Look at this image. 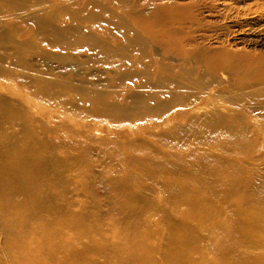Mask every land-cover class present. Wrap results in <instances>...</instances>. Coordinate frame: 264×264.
<instances>
[{
  "label": "bare ground",
  "instance_id": "1",
  "mask_svg": "<svg viewBox=\"0 0 264 264\" xmlns=\"http://www.w3.org/2000/svg\"><path fill=\"white\" fill-rule=\"evenodd\" d=\"M0 1L12 3L7 12L19 16L13 23L0 18V36L7 43L0 48V77L21 81L32 96L59 111L109 119L117 128L110 134L123 136L127 144L136 138L120 131L124 129L121 122L137 123L148 117L161 131L157 139L152 137L156 146L148 144L150 158L135 153L127 158L149 161L163 177L189 179L180 183L171 178L159 184L168 192L163 207L157 206L162 220L177 219L176 229L168 226L164 234L167 264L168 257L178 264H203L198 257L204 250L201 238L187 234L198 227L208 231L215 243L213 250L222 255V261L214 264L225 260L264 264V119L258 121L259 133L244 120L256 113L264 118V52L247 49L250 44H264V0ZM246 19H256L258 24L249 26ZM219 22L231 24V33H224ZM18 32L26 33L19 42L12 36ZM245 33L252 37L230 42L231 35ZM38 41H43L46 52L52 49L42 59L58 61L63 67L70 64V69L54 72L50 64L34 65L28 55L38 48ZM96 58L109 67L106 77L93 79L92 73L77 71L79 65L90 70V61ZM16 100L9 95L0 100L4 106L0 108V135L6 134L8 141L0 144L6 151L0 154V195L20 220L11 227L2 222L1 262L142 264L134 237L141 233L140 214L123 202L110 203L125 225L114 220L105 235L89 236L92 225L85 219L71 226V219H65L70 213L63 217L56 211L48 219V185L56 191L57 209L74 213V204L65 202L63 192L47 179L46 166L25 137H14V130L31 128L21 112L24 107ZM12 106L19 111L9 116ZM47 120L40 128L53 137L40 139L59 151H76L79 160L95 146H118L107 137L94 140L87 130L74 127L76 140L67 146L55 145L57 133L70 124ZM111 160L106 164L115 167ZM113 186L114 194L126 199L133 195L119 184ZM171 197L181 200V208L167 207ZM46 218L48 224L40 232H28L29 226ZM124 227L132 235H125ZM192 239L197 247H192ZM114 242L122 244L123 250L110 255L107 250ZM171 244L176 247L170 248Z\"/></svg>",
  "mask_w": 264,
  "mask_h": 264
},
{
  "label": "rangeland",
  "instance_id": "2",
  "mask_svg": "<svg viewBox=\"0 0 264 264\" xmlns=\"http://www.w3.org/2000/svg\"><path fill=\"white\" fill-rule=\"evenodd\" d=\"M12 7V3L9 2L7 4H2L0 1V8H2L0 9V18L10 23L15 22V18L17 19L19 16L14 15L15 18L11 17L10 15L12 14H9L7 12V9ZM130 23L132 24V26L136 25V21L134 20H131ZM219 23L220 26L224 29V33H231V24H229V26H225L221 22ZM244 23L248 24L249 26H256V24H258L256 19H246ZM136 27L139 28V26ZM2 29L3 26L1 24L0 32L3 31ZM23 30L24 29H22L21 32H24ZM21 32L12 33L15 41L18 40L17 42H19L26 34ZM232 37L234 36L231 35L230 42H233L234 39L240 37L243 39H249L252 36L245 33L240 36H236L235 38ZM1 41L3 42L1 43ZM6 44V37H1L0 48L4 49L6 47ZM37 44L38 48H32L33 53L28 55V58H30L31 62H33L34 65H38L39 63L48 65L50 64L54 72L70 69V64H66L64 65L65 67H63V65L58 61L42 59L44 56H46V53L50 52L52 49H49L50 51L48 50L46 52V46H44L43 41H38ZM239 46H242V44ZM247 49L255 52H264V44H250L247 46ZM41 50L44 51L41 53V56H39L38 53ZM50 53L52 54V51ZM38 57H41V61H39ZM80 59L83 61L84 57ZM46 68H48V66ZM88 69L90 70L82 69V65H79L77 67V71L79 73H92L93 79L95 75L98 76V78L106 77L109 67L105 65L104 62L102 63L101 59L96 58L95 60L90 61ZM25 87L21 81L0 77V100L5 98L7 95L17 99L16 101L24 107V109L22 108L21 112L31 127L28 128L26 132H19L17 130H14L12 133L14 134V137H25L26 141L33 148V152L36 153L37 156H39L37 157L38 161L46 166L47 171L49 172L47 179L51 182L54 181L56 187L61 192H63L62 198L65 202L71 201L74 204V213L70 212V209L69 211H67L66 208L57 209L54 205V199L57 196L56 191H54L53 193L52 187L48 185L47 190L49 192L50 199L49 201L46 200L45 203L47 210L45 214L47 213L48 219L53 218L52 215L57 213L56 211L60 213L62 212L63 214L61 213V215L63 217L70 213L69 216H67L65 219H71L70 222H68V224H70L71 226H73V223L76 222L79 224V221L85 219V221H90L92 225L88 230L91 232H89V236L92 237L93 235L98 234L105 235L108 232L107 230H109V228L114 227L112 221L121 220L123 225H125V221L121 219L122 215L120 217L118 213L113 212V205L110 203L112 202L118 204L123 202L127 205L126 207L129 210L131 209V211L139 213L140 221H142L140 222L139 227L141 233L134 236L137 243L136 248L139 252V256H141L137 259L142 260V264L169 263L166 260L162 249L163 241L165 240L164 234L168 229V226H170V228L176 229L177 219L175 220V217H171L172 220L170 222L168 220H162L163 214L157 208V206L163 207L162 204L164 203V198L166 196L165 194H168V192L159 187V184L164 180L168 181L171 178L177 180V182L180 183L188 182L189 179L185 176L179 177V175L163 177L159 174H156L155 167L151 166L149 164V161L133 162L129 160V158H127V155L129 153H135L133 155L145 156L147 158H150L152 155L148 153V144L152 143V148H154L157 142L152 137L155 136V139H157V136L161 133V131L155 129L152 126V121L149 120L148 117H145L143 120H140L137 123H132V121L121 122L119 126H122V128L124 129L120 131H123V133H127L129 136L133 135V137L136 138L134 143L127 144L124 142L123 136L119 134L117 135L116 133L110 134V130L114 131V129L117 128L116 123L110 121L109 119L88 117L82 115L81 113H71L69 111H59L58 107H53V104L45 101L44 99H39V97L37 98L35 96H32L31 93L27 91L28 89H26ZM3 107V104H1L0 108ZM17 111H19L18 108H10L8 112H10L11 114L8 113V115L12 116L17 113ZM3 114L5 113L3 112ZM48 118L53 119V121H55L56 123L65 122L71 125H68L63 130H61L62 132L57 133L58 135H56L55 141H58V143L54 142L55 145L61 144L63 146H67L70 142L76 140L75 135L72 131L74 127L78 131L87 130V134L89 135V137L94 140H101L102 138L107 137V139L111 141V143H116L118 144V146H108L103 148L95 146L92 148V151L89 154L84 155L82 159L79 160V157L75 158L77 154L75 153L76 151H72V149H69L68 151L66 150L65 152H62L59 151L54 145L51 146L49 143L47 145L46 142H43V140L40 139V136H44V138H47L48 136L53 137V135L46 136L44 134L45 130L40 128V124L48 121ZM263 119L264 118L261 114L256 113L255 115L247 116V118L244 120L246 121V123H248V125L254 126L253 129L258 131L259 133L260 127L258 121ZM131 126L134 127L130 129ZM144 126H146V128ZM143 140H145L146 142H144ZM7 142L8 141L6 138V134L0 135V144H2L3 146ZM69 151L71 152V154ZM2 152H6L5 148L4 150L0 148V154ZM15 154H20V150L16 151ZM101 157L106 158L107 161H110L113 158L114 162H116L115 164H113L115 167L110 166V164L107 165V161L98 160ZM112 173H115V175H111ZM115 183L125 188V190L133 191V195L129 196V199H126V197L120 193L114 194L113 185H115ZM48 192L46 193L48 194ZM51 199H53V201H51ZM180 203L181 200L171 197L170 203L167 207L174 211L175 209L181 208ZM151 204H153L154 206ZM47 206L50 208H48ZM139 206H144L146 208L140 210ZM151 206L152 208H150ZM25 210H29V208L26 207ZM6 213H10L8 218L3 217ZM76 214H79V217L81 219L77 217ZM17 219L18 218L13 213V209L8 203L4 201V198L0 195V243L3 241L4 237V227H2V222L6 224L5 226L11 227V225L19 223L20 220ZM48 219L46 218L42 222L40 221V223L36 224L34 227L29 226L27 228L28 232H40V227L46 226L48 224ZM31 227L33 229H29ZM122 232H124L125 235L127 233H130L132 235V232L125 227L123 228ZM190 233L192 236H194V238H201L200 244L202 245L204 250L200 254L198 253V257L202 259L203 264H214L222 261V255H220L219 252L213 250L215 247V243L210 238L207 230L198 227L197 230L192 229V231L188 232L187 234ZM103 238L107 239V236H104ZM110 239L112 240V237ZM77 242H79V240H77ZM56 244L59 243L57 242ZM196 244L197 242L195 243L192 239V247H197ZM174 247H176V244L170 245V248L173 249ZM0 248H2V246H0ZM122 250L123 245L119 244V242H114V244L112 246L110 245V248H108L107 253H109L110 255L111 253L117 254L119 252L121 253ZM168 260L170 261V264H178V261H174V259H171L170 257H168ZM222 263L233 264L231 263V261L227 260L223 261ZM0 264L5 263H2L0 260Z\"/></svg>",
  "mask_w": 264,
  "mask_h": 264
}]
</instances>
